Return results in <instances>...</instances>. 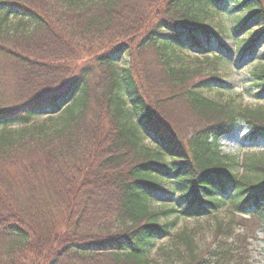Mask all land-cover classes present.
Returning a JSON list of instances; mask_svg holds the SVG:
<instances>
[{"label": "trees", "instance_id": "trees-1", "mask_svg": "<svg viewBox=\"0 0 264 264\" xmlns=\"http://www.w3.org/2000/svg\"><path fill=\"white\" fill-rule=\"evenodd\" d=\"M196 1L0 0V264H150L154 241L169 236L171 223L161 224V216L197 218L229 205L264 218V152L235 174L238 159L218 145L239 120L252 138H264V105L207 98L200 84L217 77L165 54L175 43L196 51L193 62L206 57L199 38L211 34L187 9ZM236 7L247 15L235 22L239 32L248 18L264 24V0H237ZM130 44L155 50L160 98L118 66ZM253 77L264 92V66ZM174 101L193 118L186 130L171 120L166 106ZM40 116L46 120L36 122ZM139 128L154 138L153 149ZM170 174L184 207L153 211L152 192ZM231 230L216 227L214 239L227 241ZM177 239L179 264L234 262L235 248L222 241L200 254L189 232Z\"/></svg>", "mask_w": 264, "mask_h": 264}, {"label": "rangeland", "instance_id": "rangeland-1", "mask_svg": "<svg viewBox=\"0 0 264 264\" xmlns=\"http://www.w3.org/2000/svg\"><path fill=\"white\" fill-rule=\"evenodd\" d=\"M236 2L237 0H198L187 5L189 14L199 19L201 25L206 27L211 34L208 37L199 38L200 46L204 49L203 53L206 56L204 58H207V61L199 58V62H193L197 53L189 49L187 45L176 46L174 43V47L166 49L165 54L170 63L192 64L203 70L202 75L210 73L217 77L215 80L210 79L200 84V89L207 98L232 103L235 106L254 108L264 105L263 89L257 85L258 81L253 77L255 69L264 66V24L262 20L248 18L246 29L239 32V26L235 22L237 18L243 21L241 18L247 15L242 8L236 7ZM130 47L132 49H127L118 56V66L121 69L130 67L132 74L140 80L145 90L154 97L159 96L160 98L161 92L156 93L154 84L159 82V76L163 70L155 50L133 51L136 48L134 44H130ZM1 71L4 70L1 69ZM3 74L8 86L7 98L13 100L16 94V88L12 85L13 74L10 71L3 72ZM66 77L68 76H62V78ZM123 96L130 108L129 93L126 90ZM166 107L171 109L173 115L171 120L175 126L183 130L191 126L193 118L181 106L180 101H174L172 105L169 104ZM44 120L46 116L35 118V121L40 123ZM136 123L137 119L134 115L132 124ZM20 127V125L13 126L18 129ZM139 132L143 145L153 149L156 142L154 138L144 133L141 128ZM218 145L222 153L238 159V165L234 168L235 174L243 175L246 169L244 164L249 163L248 158L264 152V138L260 136L252 138L251 128L242 120L238 121L229 134L219 139ZM159 182L158 190L152 192L150 209L159 211L174 207L179 211L183 208V197L174 176L170 174L167 178L160 179ZM209 210L212 211L211 208ZM241 217L248 219L249 223L246 226L237 225ZM159 220L161 224L171 223L168 228L169 236H162L154 241L148 253L150 264H179L176 261L175 251L183 248V245L178 241L177 236L185 231L192 235L197 252L200 254L206 249L214 250L219 243L222 244V241L227 246L231 245L232 248L237 249L233 250L234 262L231 264H238L239 257L245 259L246 264H264V218L258 222L246 215L235 214L231 206L227 205L202 217H179L176 220L173 217L161 216ZM226 225L232 228V234L228 240L224 241L222 236L214 239L216 227L225 228ZM243 234L247 237L245 242L238 243L237 236Z\"/></svg>", "mask_w": 264, "mask_h": 264}]
</instances>
